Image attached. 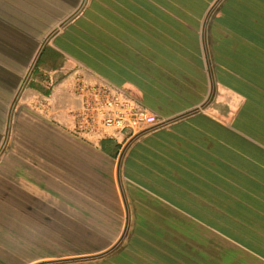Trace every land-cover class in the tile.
<instances>
[{"label": "crops", "instance_id": "1", "mask_svg": "<svg viewBox=\"0 0 264 264\" xmlns=\"http://www.w3.org/2000/svg\"><path fill=\"white\" fill-rule=\"evenodd\" d=\"M73 66L184 107L81 141ZM0 264H264V0H0Z\"/></svg>", "mask_w": 264, "mask_h": 264}, {"label": "built area", "instance_id": "2", "mask_svg": "<svg viewBox=\"0 0 264 264\" xmlns=\"http://www.w3.org/2000/svg\"><path fill=\"white\" fill-rule=\"evenodd\" d=\"M67 90L74 99L68 105L66 132L90 144L104 138L123 143L167 122L116 85L104 79L90 80L80 70L72 73Z\"/></svg>", "mask_w": 264, "mask_h": 264}, {"label": "trees", "instance_id": "3", "mask_svg": "<svg viewBox=\"0 0 264 264\" xmlns=\"http://www.w3.org/2000/svg\"><path fill=\"white\" fill-rule=\"evenodd\" d=\"M194 35H197L195 31H194ZM177 45H181L182 47L185 46V49L184 50L180 49L178 53L180 52L182 54L184 53L185 55H187L188 52H184V51L190 50L189 45H193L194 49L192 50L195 51L199 45V42L191 41V43H178ZM165 60H166L165 61L166 65L160 67L164 71V73L166 74L168 73L167 75L175 78V80L177 81L183 79H189L190 75L189 74H188L189 76L187 75V67H186V65L188 64V60L185 57L177 56L175 58H171L169 60L165 59ZM256 76L258 78L260 77L259 74ZM183 107L184 106L181 105L160 104V105H151L150 108L157 111L161 116H168L178 112Z\"/></svg>", "mask_w": 264, "mask_h": 264}, {"label": "rangeland", "instance_id": "4", "mask_svg": "<svg viewBox=\"0 0 264 264\" xmlns=\"http://www.w3.org/2000/svg\"><path fill=\"white\" fill-rule=\"evenodd\" d=\"M75 70H77V68L76 67H72V68H70V70H68V72H70V73H73ZM215 93H214V95H213V97H212V101H214L215 100ZM225 110H226V112H229V113H231V108H229L227 105H225V107H223ZM163 117V116H162Z\"/></svg>", "mask_w": 264, "mask_h": 264}, {"label": "water", "instance_id": "5", "mask_svg": "<svg viewBox=\"0 0 264 264\" xmlns=\"http://www.w3.org/2000/svg\"><path fill=\"white\" fill-rule=\"evenodd\" d=\"M210 92H211V87H210Z\"/></svg>", "mask_w": 264, "mask_h": 264}]
</instances>
